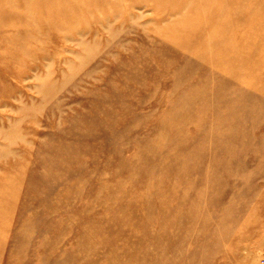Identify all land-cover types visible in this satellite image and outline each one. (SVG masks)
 I'll list each match as a JSON object with an SVG mask.
<instances>
[{
	"label": "rangeland",
	"instance_id": "374dc122",
	"mask_svg": "<svg viewBox=\"0 0 264 264\" xmlns=\"http://www.w3.org/2000/svg\"><path fill=\"white\" fill-rule=\"evenodd\" d=\"M0 264H264V0H0Z\"/></svg>",
	"mask_w": 264,
	"mask_h": 264
},
{
	"label": "bare ground",
	"instance_id": "6f19581e",
	"mask_svg": "<svg viewBox=\"0 0 264 264\" xmlns=\"http://www.w3.org/2000/svg\"><path fill=\"white\" fill-rule=\"evenodd\" d=\"M190 28H191V27H190ZM206 47L208 48V47H210V46L207 45ZM230 57H231V55H229L228 58H226V57H225L224 59H223V58H222V59L220 58V59H218V60H216V61H218V62H220V61L224 62V61H228V60L230 61ZM222 64H223V63H222ZM236 106H237V105H236ZM239 108H240V107H239Z\"/></svg>",
	"mask_w": 264,
	"mask_h": 264
}]
</instances>
